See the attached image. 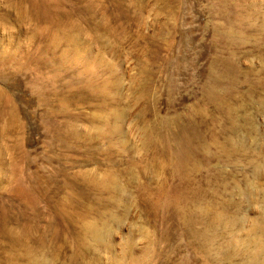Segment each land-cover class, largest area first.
<instances>
[{"label":"rangeland","instance_id":"rangeland-1","mask_svg":"<svg viewBox=\"0 0 264 264\" xmlns=\"http://www.w3.org/2000/svg\"><path fill=\"white\" fill-rule=\"evenodd\" d=\"M0 264H264V0H0Z\"/></svg>","mask_w":264,"mask_h":264}]
</instances>
